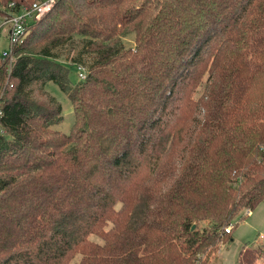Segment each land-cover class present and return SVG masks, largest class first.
I'll list each match as a JSON object with an SVG mask.
<instances>
[{"label":"trees","instance_id":"1","mask_svg":"<svg viewBox=\"0 0 264 264\" xmlns=\"http://www.w3.org/2000/svg\"><path fill=\"white\" fill-rule=\"evenodd\" d=\"M27 31L0 62V264H210L264 202V0H58Z\"/></svg>","mask_w":264,"mask_h":264},{"label":"rangeland","instance_id":"2","mask_svg":"<svg viewBox=\"0 0 264 264\" xmlns=\"http://www.w3.org/2000/svg\"><path fill=\"white\" fill-rule=\"evenodd\" d=\"M5 35L6 32L3 29L0 32V53L7 47ZM122 44L125 49L132 48L134 46V36L127 35L122 39ZM54 53L58 62L68 66L69 80L72 83L79 81L74 62L89 66V62L97 59V54L88 51L80 37H76L73 43L58 48ZM45 91L50 98L60 104L62 109V121L59 125L54 126L53 129L65 135L70 134L74 125V115L70 101L53 83H48ZM242 216L241 220L232 222L233 228L229 240L219 245L216 257L210 264H240L239 255L244 247L255 249L264 245V202L249 212L248 215L242 214ZM90 239L101 243L94 236H91ZM78 259L79 257L75 261L77 262Z\"/></svg>","mask_w":264,"mask_h":264},{"label":"built area","instance_id":"3","mask_svg":"<svg viewBox=\"0 0 264 264\" xmlns=\"http://www.w3.org/2000/svg\"><path fill=\"white\" fill-rule=\"evenodd\" d=\"M58 0H40L30 5L16 7L14 3L8 5L7 13L0 15V32L4 29L6 32L5 40L7 47L0 53V62L6 65V71L10 74L13 62V50L26 37L27 26L33 21L39 20L47 14ZM77 77L79 81L85 79L86 70L84 67L76 66ZM249 212H246L248 215ZM233 225L224 229L225 234H230Z\"/></svg>","mask_w":264,"mask_h":264}]
</instances>
